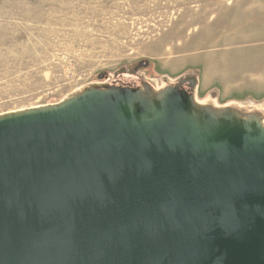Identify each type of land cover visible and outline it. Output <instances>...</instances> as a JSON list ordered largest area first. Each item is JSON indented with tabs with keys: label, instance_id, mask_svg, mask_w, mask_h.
Here are the masks:
<instances>
[{
	"label": "water",
	"instance_id": "water-1",
	"mask_svg": "<svg viewBox=\"0 0 264 264\" xmlns=\"http://www.w3.org/2000/svg\"><path fill=\"white\" fill-rule=\"evenodd\" d=\"M165 83L0 114V264H264V108Z\"/></svg>",
	"mask_w": 264,
	"mask_h": 264
},
{
	"label": "rangeland",
	"instance_id": "rangeland-1",
	"mask_svg": "<svg viewBox=\"0 0 264 264\" xmlns=\"http://www.w3.org/2000/svg\"><path fill=\"white\" fill-rule=\"evenodd\" d=\"M129 2L0 0V114L58 102L141 62L158 85L196 76L199 101L264 108V0ZM132 6L148 11L130 15Z\"/></svg>",
	"mask_w": 264,
	"mask_h": 264
},
{
	"label": "flooded vegetation",
	"instance_id": "flooded-vegetation-1",
	"mask_svg": "<svg viewBox=\"0 0 264 264\" xmlns=\"http://www.w3.org/2000/svg\"><path fill=\"white\" fill-rule=\"evenodd\" d=\"M149 66V63H139L133 66L131 69L122 68L116 75L108 76V80L105 82L106 85L103 87L93 86L85 88L83 91L88 89H94L97 91H101L104 94V98L108 100H112L118 96L128 94L131 99H133L134 93L139 89L142 82L144 81V85L150 91L160 90L166 86H169L163 81L161 85H158L157 82L150 78H145L144 73L141 69ZM103 76V75H102ZM127 76V79L122 80L121 77ZM192 87L190 84L185 83L174 88L168 87L165 96L171 98L175 96H181L183 101L185 102L189 95L191 94ZM143 101L151 102L154 100V96H151L147 93V91L141 96ZM136 106H138L136 104Z\"/></svg>",
	"mask_w": 264,
	"mask_h": 264
},
{
	"label": "bare ground",
	"instance_id": "bare-ground-1",
	"mask_svg": "<svg viewBox=\"0 0 264 264\" xmlns=\"http://www.w3.org/2000/svg\"><path fill=\"white\" fill-rule=\"evenodd\" d=\"M127 2V1H126ZM130 2H131V0H130ZM129 2V3H130ZM137 2V1H136ZM135 2V3H136ZM115 2H113V4H114ZM118 3V2H117ZM140 3V2H139ZM104 5H105V3H103ZM128 4V3H127ZM112 4H110V6H111ZM129 5H131V4H129ZM128 5V6H129ZM133 5H134V3H133ZM138 5V4H137ZM110 6H109V9H110ZM120 6V5H119ZM119 6H118V8H119ZM106 7H107V5H106ZM111 8H112V6H111ZM136 8H138V10H139V13L141 14V13H144V12H147L148 11V8H146V7H139V6H132V7H130V9L128 10V12L130 13V15L134 12V10L133 9H136ZM117 9V8H116ZM123 10V9H122ZM137 10V9H136ZM95 11H97V10H95ZM106 11V10H105ZM114 11H115V9H114ZM150 11V10H149ZM93 12V11H92ZM103 12V11H102ZM101 12V13H102ZM95 13V12H94ZM97 13V12H96ZM98 13H99V11H98ZM115 14V13H114ZM140 14H138V15H140ZM91 15H93V14H91ZM102 15V14H101ZM104 15V14H103ZM122 15V14H121ZM120 15V16H121ZM137 15V14H136ZM107 16V15H106ZM127 16V15H126ZM94 17V16H93ZM98 16H96V18H97ZM128 17V16H127ZM89 18V17H88ZM111 18V17H110ZM120 19V18H119ZM98 21H102V23H101V25L103 26V27H108V24H109V19L107 18V19H97ZM96 23V22H95ZM112 24V23H111ZM113 24H114V26H116V27H119V26H123L124 25V23L123 22H121V21H117V22H115L114 23V21H113ZM133 24V23H132ZM131 24V25H132ZM133 27V26H132ZM128 28V27H127ZM128 30H129V28H128ZM148 33V32H147ZM134 105L136 106V102H134ZM137 107V106H136Z\"/></svg>",
	"mask_w": 264,
	"mask_h": 264
}]
</instances>
